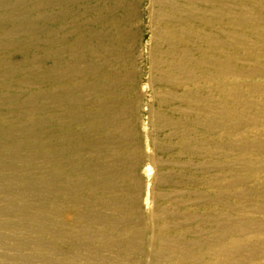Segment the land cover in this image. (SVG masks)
Segmentation results:
<instances>
[{
    "label": "rangeland",
    "instance_id": "374dc122",
    "mask_svg": "<svg viewBox=\"0 0 264 264\" xmlns=\"http://www.w3.org/2000/svg\"><path fill=\"white\" fill-rule=\"evenodd\" d=\"M161 1H166V4ZM171 1L175 4L174 8L170 7L173 5L170 0H95V4L100 6L101 11L96 12L94 16L96 21L97 19L101 21L82 24L83 28L91 30H111L113 26L117 28V30L113 28V33L105 36V39L110 40L111 43L102 39L103 45L117 47L116 52L120 53V62L123 63L127 72L134 73L135 81L134 87L131 85L130 92L125 97L127 99L132 97L135 105L134 109L131 106L126 116L131 119L135 112L136 144L127 147L126 151L131 159L136 160L132 171L137 180L138 205L133 214H129L127 220L122 223L119 219L123 210H115L109 204L106 207L97 206L96 209L103 217L111 216L113 224L117 227L112 225V228L121 229L123 237L128 236L131 230L138 234L139 239L126 242L128 252L115 248L100 252L105 258L103 264H134V262L137 264H264V0H240L241 2L234 0L236 4L237 2L240 4L236 7L230 6L232 0L229 3L226 0L229 7L224 3L225 0L224 2L215 0L216 3L217 1L220 4L224 3L222 5H225L226 9L229 8L226 10L217 3L218 6L220 5L219 11L216 3L210 2L213 0H209L211 4L207 3L208 0L204 1V6L206 5L207 8L190 7L194 5L192 3L199 0H187L189 3L187 6L189 5L193 12H190L189 8L188 12L187 7L185 12L191 15L194 13L192 17L188 15L193 22L189 21L193 23L192 26L195 24L194 21L197 24L194 25L195 28L193 26L184 31L183 35L181 30V37H179L181 39L177 37L180 32L178 30H176L175 39L172 37L173 33L169 34L173 40L169 38L167 34L169 32L164 34L168 31L167 29H170L164 26L170 21L172 24L176 23L175 19L181 20L184 14L178 10H184L186 0H182L183 8L180 0ZM202 2L203 0L199 2V5L203 6L204 2ZM234 2L233 6L236 5ZM161 4L165 6L163 9ZM168 5L169 8L163 15L158 9L161 6L160 9L164 10ZM197 7L203 9L200 10L202 14L206 13L203 12L204 10H207L204 16H200L201 19L198 18V13H201ZM214 8L219 14H215ZM234 8L236 14L232 12ZM223 9H225L224 12ZM228 10H231L232 15H236L234 24L232 18H229L234 15L231 16ZM174 11L178 12L176 13L180 15V18L176 17L177 14ZM169 12H172L173 20L171 15V18L167 20ZM195 13L197 16H194ZM220 13H225L224 19L219 17ZM227 13L230 20L225 22L228 19H226ZM186 14L182 19L188 18ZM159 15H163L164 18L162 16L159 18ZM206 15H212V18L219 15L215 18L219 21L223 20L220 21L221 26L219 21L214 20L215 22L212 23L211 16ZM75 16L74 20L84 22L82 11ZM157 16L160 24H163V20L165 21L163 26L158 25ZM193 17L201 22L193 20ZM204 17L209 20L207 18L205 20ZM238 18L241 19L238 20ZM207 22L208 25H205ZM47 25L56 31L55 35L60 34L56 21L48 22ZM197 25L202 29L210 26L208 29L210 32L207 30L206 33V29H199ZM44 26L43 21L35 24L38 37H41ZM159 29L162 31L160 32ZM172 30L171 32L174 31ZM195 30L197 32H194ZM187 31L191 39L188 33L186 35ZM208 32L218 33L211 35ZM104 35V33L95 35L93 38L95 46L98 45L99 38H104ZM162 36H164L163 39ZM30 37L29 34H25L21 40L34 45L43 43V36L37 40ZM189 39L190 48L187 52H183L186 59L189 57L187 62L191 63L195 60L192 65L195 66L197 62L203 65L207 59L206 61L211 63L201 67L196 65L195 67L198 68L178 64L180 69L177 70L176 67V71L171 74L166 73L164 68V72L162 69L159 76L155 75L151 59L154 54L152 52L156 49L154 46L161 48V54L167 52L161 55L163 59L168 55L167 45H170L169 48L178 44L181 46L182 42ZM156 40L161 43H157ZM68 42V35L64 40L56 36L53 46L60 48L59 50L65 54L64 48ZM194 43L196 45L193 46ZM198 46L204 49L205 59L201 57L202 54L199 56L202 49ZM194 47L198 48L200 53ZM177 53V57L182 56L181 50ZM10 54L12 55L8 56L7 62L15 63L16 59L18 60L16 58L18 54L16 52ZM37 59L39 60H36L37 62L32 66L42 72L45 71V56L42 55ZM163 60H161L162 63L166 62ZM52 67L56 78L59 70L58 61L54 60ZM181 68L183 71H180ZM203 72L210 73V78L203 79L208 77ZM17 74L15 70L13 73H8V76L14 79ZM157 79L160 81L154 83ZM35 84L37 89H44L43 81L37 80ZM56 86L57 83L53 82L52 87L56 89ZM125 87L126 83L124 89ZM30 91L25 85L10 90L13 99L4 108L5 113L0 114L1 125L7 128L12 127L13 122L8 120V115L22 113L17 96L24 93L31 95ZM38 117L41 118L42 114H38ZM197 118L202 119L201 123L199 122L200 126H197L199 123L195 126L198 122L195 121L198 120ZM178 126L181 130L185 128L189 130H183L184 133L179 131ZM35 131L42 130L38 127ZM0 139L3 138L0 137ZM33 150L42 151V149L29 147V151L33 152ZM23 156H25L24 153H19L20 158ZM113 159L119 160L120 157L114 155ZM18 164L30 174H37L45 165L40 159L34 163L18 162ZM3 173L10 174L8 169ZM87 173L89 179H95L93 172ZM112 193L124 196L126 201L134 194L130 186L118 184L115 179ZM51 208V205L47 204V211ZM44 216L51 218L49 212H44ZM5 219H9L8 216L0 214V220ZM52 225L49 222L48 229L54 228L55 225ZM72 225L75 227L83 223L75 219ZM86 227L91 230V233L96 231L110 234L113 230L105 231V228L99 225H86ZM46 237L49 243L66 247L64 243L49 235ZM7 245L8 241L0 245V264H18L12 253L7 251ZM22 252L27 255L32 253V250L25 248ZM43 253H52V251L44 250ZM59 256L56 255L51 259L57 260ZM52 262L50 264H55L54 261ZM71 262L72 264H88L83 259Z\"/></svg>",
    "mask_w": 264,
    "mask_h": 264
},
{
    "label": "bare ground",
    "instance_id": "6f19581e",
    "mask_svg": "<svg viewBox=\"0 0 264 264\" xmlns=\"http://www.w3.org/2000/svg\"><path fill=\"white\" fill-rule=\"evenodd\" d=\"M180 1L182 2V7L185 0ZM201 1H195L197 4L192 3L194 5L190 7L201 6V8H207L206 5L204 6L205 0H203L204 3L202 2L203 6L199 5ZM214 1L210 2L213 3ZM229 1L231 0L227 2L229 3ZM237 1L239 2L240 0ZM161 2L165 3L166 1ZM170 2L173 3L171 0ZM210 2L209 0L207 1V3ZM221 2H224V0ZM233 2L234 0H232V5L230 4V6L236 7L238 2L237 4L234 2L235 6H233ZM171 3L170 5H172ZM217 3L219 2L217 1ZM217 3L218 11L220 5L227 4L226 0L222 4L219 3V6ZM184 4L186 6L183 5L184 8H182L184 10H182L185 12V7H187L186 9L189 12L191 8L188 7L189 5L187 6L189 4L187 0ZM172 6L170 7L174 8L175 4L173 3ZM227 6L229 7V4ZM164 7L162 5V9ZM222 7L226 9L225 5H222ZM228 7L227 9H229ZM160 8L158 10H161L164 15L169 5L165 8L166 10ZM208 8L210 9L211 7L209 6ZM198 9L200 13V10H203L197 7ZM225 9H223V12ZM230 9L232 10V8ZM214 10L216 11L215 14H219L216 8ZM81 11L84 22L74 20L75 15L81 13ZM98 11H101V9L99 5L95 4V0H0V50H2L0 52V114L5 113L4 108L13 99L10 90L18 89L21 85L28 86L31 90V95L24 93L17 96L18 105L22 109V113L8 115V120L13 122L12 127L7 128L0 124V137L3 138L0 139V214L7 215L9 218L0 220V245L4 244V241H8L6 249L12 253L18 264H33V262L50 264L53 263L52 261L55 264H72V260L77 261L80 259L85 260L88 264H103L105 258L100 252L110 248L128 252L129 248L126 242L139 239L138 234L131 230L127 234L128 236L123 237L121 229L112 228L114 221L111 216L103 217L96 209L97 206L106 207L109 204L115 210H123L119 219V222L122 223L127 220L130 216L129 214L132 215L136 210L139 199L137 180L132 171L136 160L134 158L131 159L126 151L127 147L136 144L134 135L137 133V118L134 117L135 112L131 119L126 116L131 106L134 109L135 105L132 97L129 99L125 97L130 92L131 85L134 87V73L126 71L123 63L120 62V53L116 52L117 47L115 45L108 47L103 45L102 39H105L107 34L113 33V28L117 30L116 27L113 26L111 30L83 28L82 24H91L96 21L94 14ZM183 11L178 10V12H182L185 15L187 11L185 13ZM220 11L222 12V10ZM230 11L229 13H231ZM176 12L174 11V13ZM190 12L193 11L191 10ZM203 12L207 13V10ZM232 12H236L235 8ZM171 13H167L169 17L165 15L167 20L172 17ZM182 13L180 14L182 15ZM189 14L187 13L186 16ZM193 14H190L191 17ZM203 14L198 13V18ZM221 14L215 17L219 16L224 19L225 13L222 16ZM163 15H159V18L160 16L164 18ZM212 15H210L211 17L206 16L212 18ZM228 15L227 13L226 19L229 17ZM230 15L233 16L232 13ZM179 16L178 14L176 15V17ZM194 16H197V14L195 13ZM235 16L229 17L230 19L232 18L233 24L235 23ZM182 17L181 20L177 19L179 22L174 18L176 23L172 24L170 21L168 22L169 24H165L164 27L174 31L172 30L173 32H171L170 29H167L168 31H163L164 34L169 32L167 34L171 35L173 33L172 37H174L176 36V30H178L180 32L177 31V37L179 38L182 31L183 35L184 31L197 24L194 21L195 24L192 26L193 23L191 24V22L193 21L189 19L191 17L188 16L186 20L182 19ZM207 17H204L205 20ZM215 17L212 18V23L218 18ZM193 18V20H198V23L201 22L199 19H195L196 17ZM229 18L225 22H228ZM238 20L237 24H239ZM39 21L45 23L41 37H38V33L35 30V24ZM54 21L59 26L60 34L58 35H55L56 31L47 25L48 22ZM100 21V19H97L96 22ZM216 21H219V19ZM164 22L163 20V24ZM163 24L159 22L158 25L163 26ZM243 24L245 25V23ZM118 25L120 27V24ZM205 25H208V22ZM209 25L211 26V23ZM210 26L209 28H204L206 33ZM197 27L200 26L197 25ZM183 28L187 29L183 30ZM216 28L215 30H219ZM240 28L242 27L240 26ZM199 29L202 28L200 27ZM212 30H214V27ZM238 30L237 32H239ZM208 31L210 32V30ZM234 31L236 32V29ZM194 32L197 31L195 30ZM101 33L105 34L104 38L100 37L98 45L95 46L93 38H95L96 34L100 35ZM187 33L189 37L190 33L187 31L186 35ZM25 34H29L30 38L34 40L41 39L43 36V43L37 45L24 43L21 38ZM66 35L69 36V42L64 48L66 49L64 54L59 50L60 48L54 47L53 44L56 36L64 40ZM197 37L200 38L199 36ZM161 38L163 39L164 36ZM171 39L173 40V38ZM190 39L184 42L180 40L182 42L181 46L179 44L175 45V42H173L175 46L172 48L167 45L169 49L167 48L168 55L164 56L167 59L163 58L165 60L161 59V55L164 53H160L161 48L159 49L157 45L154 46L156 49L152 52L154 54L153 58H151L153 60V73L158 75L162 69L164 72L165 68L166 73L171 74L176 71V67L177 70L180 69L178 64L182 66L187 64L189 68L196 65L201 67L204 64L205 66L209 64L210 61H206L207 59L203 57L204 49L201 46H198V48L202 49L201 53L198 48H195L196 46L194 48L196 51L199 50L200 54H197L199 56L202 54L201 57L207 63L202 61L204 64L200 65L197 62L194 66L192 65V62L195 61L194 59L191 63L187 62L189 57L186 59L183 52H187L190 48L188 43ZM200 39L203 38L201 37ZM159 40L156 41L160 44ZM106 41L110 42V40ZM195 43L193 46L196 45ZM164 45L166 46V44ZM180 50L183 58L181 55L177 57V52ZM11 52L18 54V57H16L18 60L16 59L15 63L7 62L8 56L12 55L10 54ZM207 53L209 54V52ZM208 54L205 55L207 56ZM42 55L45 56V71L43 72L32 66L39 60L37 58ZM54 60L59 63L56 78L52 67ZM161 60L166 62L162 63ZM187 66L184 67L187 68ZM213 66L215 67V65ZM15 70L18 74L12 79L8 76V73H13ZM180 71H183V69L181 68ZM207 73L203 72L204 75ZM190 75L192 76V74ZM207 75V78L202 76L203 79H209L210 73ZM160 79L154 80V83L160 81ZM37 80L43 81V90L36 88L35 82ZM53 82L57 83L56 89L52 87ZM125 83L126 87L124 89ZM170 111L173 112V110ZM38 114H42V117L39 118ZM201 120H195L198 121L196 124L194 123L195 126L199 122L201 123ZM200 123L197 126H200ZM180 126L183 127L182 125ZM38 127L41 128V132L35 131ZM181 127L179 131L189 130L186 128L181 130ZM181 139L184 140L183 138ZM29 147L42 149V151L33 150L32 152L29 151ZM19 153H24L25 156L20 158ZM114 155H118L120 159L114 160ZM37 159L42 160L45 164L43 170H40L37 174H30L18 164V162L34 163ZM6 169L9 170V175L3 173ZM87 172H93L96 176L95 179H89ZM114 179L118 184L130 186L134 192L133 197L126 201L124 196L112 193ZM95 195L97 197H94ZM47 204L52 207L49 211H47ZM44 212H49L51 218H46ZM75 219L80 220L83 225L74 227L72 221ZM48 220L51 225L53 224L52 226L55 225L54 228L48 229ZM86 225H99L109 232L110 229L113 230L110 234L96 231L91 233V230H88ZM115 228L117 227L115 226ZM101 230L104 231L103 229ZM47 235L64 243L66 247L49 243ZM25 248H30L32 253L24 254L22 251ZM44 250H51L52 253L45 254L43 253ZM56 255H60L59 258L52 260L51 258ZM134 264L137 263L134 262Z\"/></svg>",
    "mask_w": 264,
    "mask_h": 264
}]
</instances>
